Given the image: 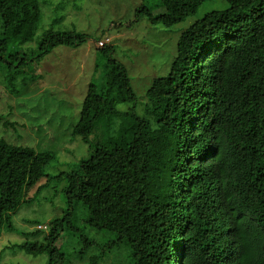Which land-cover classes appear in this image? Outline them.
I'll list each match as a JSON object with an SVG mask.
<instances>
[{
	"label": "trees",
	"instance_id": "1",
	"mask_svg": "<svg viewBox=\"0 0 264 264\" xmlns=\"http://www.w3.org/2000/svg\"><path fill=\"white\" fill-rule=\"evenodd\" d=\"M205 1L156 0L139 16L171 27ZM226 1L182 32L142 115L113 37L99 39L109 40L98 46L100 81L89 85L72 129L89 153L67 169L48 173L54 151L0 137V236L57 180L67 201L62 216L47 224L26 219L37 227L19 244L47 254V264H71L70 254L76 264H264V0ZM40 5L0 0L6 80L87 37L49 30L36 50L23 49L32 38L25 25L40 21ZM123 103L133 106L122 110ZM72 239L71 252L63 242Z\"/></svg>",
	"mask_w": 264,
	"mask_h": 264
},
{
	"label": "rangeland",
	"instance_id": "2",
	"mask_svg": "<svg viewBox=\"0 0 264 264\" xmlns=\"http://www.w3.org/2000/svg\"><path fill=\"white\" fill-rule=\"evenodd\" d=\"M155 1L40 0L41 19L25 25V33H32V38L23 49L36 50L49 30L76 31L87 37L76 47H55L30 62L25 69L28 72L13 80H6L0 72V137L12 145L54 151L57 158L46 168L51 174L87 156L89 145L80 136H73L72 129L89 85L100 81V72L96 71L101 59L97 41L108 34L113 37V56L126 66L139 99L137 111L142 115L154 80L170 72L182 32L207 12L228 5L226 0H206L196 13L166 27L139 16L143 4L149 7ZM132 106L123 103L119 108L127 110ZM62 187L63 183L51 181L33 202L22 205L13 217L15 228L4 229L0 236V264H47V254H28L19 244L26 240L24 232L37 227L26 219L47 224L62 216L67 205ZM65 242L72 252L76 241ZM70 258L71 264H76L73 254Z\"/></svg>",
	"mask_w": 264,
	"mask_h": 264
},
{
	"label": "built area",
	"instance_id": "3",
	"mask_svg": "<svg viewBox=\"0 0 264 264\" xmlns=\"http://www.w3.org/2000/svg\"><path fill=\"white\" fill-rule=\"evenodd\" d=\"M109 41L108 39H101L97 41L98 46H104L106 42ZM44 227L43 225H39V228Z\"/></svg>",
	"mask_w": 264,
	"mask_h": 264
}]
</instances>
